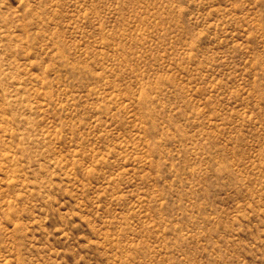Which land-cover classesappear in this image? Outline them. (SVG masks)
I'll return each instance as SVG.
<instances>
[{
    "label": "rangeland",
    "instance_id": "rangeland-1",
    "mask_svg": "<svg viewBox=\"0 0 264 264\" xmlns=\"http://www.w3.org/2000/svg\"><path fill=\"white\" fill-rule=\"evenodd\" d=\"M0 264H264V0H0Z\"/></svg>",
    "mask_w": 264,
    "mask_h": 264
}]
</instances>
